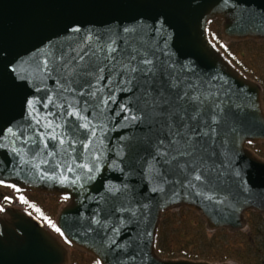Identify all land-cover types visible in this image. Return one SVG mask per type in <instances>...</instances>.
Returning a JSON list of instances; mask_svg holds the SVG:
<instances>
[{
	"label": "water",
	"instance_id": "water-1",
	"mask_svg": "<svg viewBox=\"0 0 264 264\" xmlns=\"http://www.w3.org/2000/svg\"><path fill=\"white\" fill-rule=\"evenodd\" d=\"M216 22L226 45L264 44V0H0V111L24 128L31 119L21 106L24 95L53 101L48 108L43 107L46 100L36 105L43 136L36 138L38 149L31 145V129L26 132L29 146L15 145L20 155L10 151L13 145L0 149V187L66 201L55 221L63 236L24 208L1 211L0 264H72L71 250L101 264H233L158 254L168 212L190 211L209 232L231 234L248 229V213L264 218V158L252 149L264 145V91L214 42L211 26ZM88 35L92 50L115 41L118 58L127 60L131 53L136 62L147 56L165 65V76L170 72L182 93L198 98L187 104L189 112L198 107L201 123L215 117V131L195 156L182 155L180 142L168 150L171 164L161 163L155 148L163 135L160 125L122 119L139 115L140 94L117 86L121 65L111 71L106 67L103 80L91 77L92 88L74 83V91H64L67 85L59 75L37 71L45 58L51 63L53 54L58 57L59 49L79 53ZM106 55L97 51L94 59L111 66ZM18 65L28 75L23 89L15 87L22 83H13L15 74L9 76ZM81 91L86 94L80 96ZM91 91L95 97L87 95ZM125 105L130 111H122ZM72 110L86 117L75 122L89 123L95 137L85 130L72 135L74 118L58 115ZM54 134L58 139L49 138ZM73 140L75 147H70ZM81 164L98 165L100 171L88 173ZM88 175L95 178L88 180Z\"/></svg>",
	"mask_w": 264,
	"mask_h": 264
},
{
	"label": "snow or ice",
	"instance_id": "snow-or-ice-1",
	"mask_svg": "<svg viewBox=\"0 0 264 264\" xmlns=\"http://www.w3.org/2000/svg\"><path fill=\"white\" fill-rule=\"evenodd\" d=\"M164 23H167L165 18ZM163 27V25H162ZM72 31L79 33L81 29L79 27H73ZM125 33L129 32V29H123ZM100 38L98 37V40ZM91 35H88L84 38L85 47L80 50L79 53H76L74 56L72 53L75 52V49H71L70 52L65 53L63 49L57 50L59 56L57 57L53 54L51 63L48 58H45L42 61V66L37 65V71L42 72L45 76L59 75L61 79L64 80V83L67 87L64 88V91H74L72 85L76 82L81 83V87L87 85L88 88H92L91 77H95L97 80L105 79L104 76L100 75L104 73L105 68L108 67L109 70L115 69L116 65H121V70L116 72V75L120 77V80L117 81V86L120 87L121 91L127 90L139 93L137 97V111L139 115L132 114L130 116H123L122 119L131 122H143L151 121L152 125L159 124L160 130L163 135L159 137L155 143V148L157 149L156 158L163 164H171V160L168 159V150L175 147L177 143L182 142L185 145V151L181 153L182 155H192L195 156L197 151L203 147V141L210 138L211 133L215 131L213 125L216 123L215 117L213 116L211 120H205L201 123L202 113L199 108H193L192 113L189 112V107L187 104L189 102H194L198 98L192 97L190 93L180 91V84L178 80L172 77V74L169 72L165 76L166 66L156 65L154 60L149 59L147 56H142V58L137 61L136 55L131 53L128 54L127 60L121 56L118 58L115 53L118 51L113 45L116 43L112 41L111 44L107 46L101 45L97 50H92L91 45ZM97 51H106L107 55L104 57L105 60H110L112 62L111 66L104 65L101 66L100 63H97L96 57ZM4 52L3 49H0V54ZM9 64L13 63L12 60L8 61ZM23 61H21V64ZM71 64V66H70ZM7 67V65H5ZM126 69L127 74L125 75ZM23 69L18 65L11 69L9 76L15 74L13 83L15 84V79L22 81L20 84H15V87L18 89H23L25 84L23 81L28 80L27 74H21ZM39 90V89H38ZM85 91L79 93L80 96H84ZM87 95L91 97L96 96L95 91L87 92ZM111 97V93H109ZM46 100V103H43L44 108H48L51 104V97H42L39 101L30 99L28 95H24L21 100L22 108H26L28 112V117L31 118L26 125V127L21 128L18 125L14 126L15 117L5 120L4 114L0 111V149L5 151L9 150V145H13L10 148V151L14 155H20V150L15 146L19 141L25 146H29L30 141L26 136V132L31 129L34 135L31 138V145L35 148H39V143L37 137L43 139L38 128L41 125L42 121L39 117V113L36 110L37 103H41ZM139 101H143V106L140 105ZM87 100L84 101L87 104ZM108 101L106 100L105 103ZM58 107L63 108L64 105H58ZM71 107V105L69 106ZM87 109H85L86 111ZM123 112H128L130 109L125 105L122 106ZM57 115V114H54ZM58 115H66L70 118H74V121L69 129L72 132V135L75 136L76 132L80 130H85L90 132L93 137L96 136V130L93 127H90V124L85 123H76L77 120H86V117L81 116L79 111L72 110L67 112L58 113ZM34 120V124L32 121ZM44 123L47 128L53 129L54 126L51 121L45 119ZM55 127H60L56 125ZM75 129V131H72ZM52 140L58 139L57 135H52L49 137ZM4 140L8 141V144L3 143ZM167 141V145H165ZM60 145L64 144V139L59 138ZM48 145L45 144V148ZM70 147H75V141L70 142ZM84 147H89L88 144H84ZM161 149H163L161 151ZM50 155V153H49ZM99 159V157H97ZM175 159V157H173ZM2 163V162H0ZM59 167V165H57ZM80 168L86 169L88 173H92L94 170L96 172L100 171L99 166L97 165L95 169L90 168L87 164L79 165ZM69 172L72 171L71 167L67 169ZM194 170V169H193ZM95 177L93 175H88L87 179L92 180ZM64 180L67 177H63ZM79 179V177H77ZM201 175H196L195 180L201 181ZM63 182V180H62ZM3 183V181H0ZM75 183V181H73ZM11 187V185H9ZM23 201V197L20 198ZM67 199V197H66ZM26 203V201H24ZM3 211V209H0ZM56 232L60 235L64 233L53 225ZM115 243V242H113ZM96 264H101V261H96Z\"/></svg>",
	"mask_w": 264,
	"mask_h": 264
},
{
	"label": "trees",
	"instance_id": "trees-1",
	"mask_svg": "<svg viewBox=\"0 0 264 264\" xmlns=\"http://www.w3.org/2000/svg\"><path fill=\"white\" fill-rule=\"evenodd\" d=\"M215 39L236 66L257 81L264 90V70L247 64L243 56L234 49V46L238 45H224L219 35ZM250 44L256 47L264 61V45H253V43L244 45L249 46ZM34 196H38L42 204L33 202L31 194L23 196L22 204L46 224L53 223L63 201L36 194ZM52 199L54 201H51ZM247 217L249 229L246 232L230 234L227 231H217L210 233L206 230L205 224L192 212L187 210L168 212L164 214L162 220L158 238V254L167 259L185 258L213 263L235 261L238 264H264V219L261 215L254 213H249ZM73 253L83 255L75 251ZM86 257L89 262L85 264H96L93 259Z\"/></svg>",
	"mask_w": 264,
	"mask_h": 264
},
{
	"label": "rangeland",
	"instance_id": "rangeland-1",
	"mask_svg": "<svg viewBox=\"0 0 264 264\" xmlns=\"http://www.w3.org/2000/svg\"><path fill=\"white\" fill-rule=\"evenodd\" d=\"M220 27H221V23L220 22H216L212 25L211 29H212V35H213V38H214V41H216V43H218L217 39H215L217 37V35H219L220 37ZM216 34V35H215ZM247 43H253V45H264V44H256L254 42H246V43H231V44H228V45H238V46H234V49L236 51H238V53H240L244 60L247 62V64H250V65H253L255 66L256 68H258L259 70H264V61L262 60V57L259 55V52L256 50V47H253L251 44L249 46H245L244 44H247ZM219 45V43H218ZM257 147H262V148H257ZM258 155L262 156L263 154V158H264V145H261V146H256V147H253L252 148ZM22 196L18 195L17 193H15V191H11V190H7V189H0V200H2L3 202V205H11V206H21V203H22V200L20 199ZM31 200L33 202H39L40 204H42V201H40L41 199L38 197V196H34L31 197ZM51 201H54V199H52ZM50 201V202H51ZM57 201V200H56ZM45 203V202H43ZM57 203H59L57 201ZM64 204L62 203L60 208L58 209L57 211V214L59 212V210L61 209V207L63 206ZM180 211V210H179ZM179 211H172V212H179ZM254 213V212H252ZM56 214V216H57ZM194 214V213H193ZM254 214H258V213H254ZM261 215V214H259ZM262 216V215H261ZM198 217V216H197ZM263 217V216H262ZM56 219V217H55ZM200 219V218H199ZM264 219V218H263ZM201 220V219H200ZM202 221V220H201ZM203 222V221H202ZM204 223V222H203ZM51 224H54L51 223ZM205 224V223H204ZM206 228V227H205ZM248 229H249V225H248ZM247 229V230H248ZM207 230V229H206ZM246 230V231H247ZM208 231V230H207ZM221 231H225V230H221ZM245 231V232H246ZM209 232V231H208ZM217 232V231H215ZM228 232V231H227ZM210 233H214V232H210ZM229 233V232H228ZM241 233V232H239ZM231 234V233H230ZM237 234V233H235ZM77 252V251H75ZM77 253H80V252H77ZM82 254V253H80ZM87 255L83 254V255H77L72 252V259H73V264H85V263H88L89 262V259L86 257ZM89 258H91L90 256H88ZM92 259V258H91ZM200 261V260H198ZM209 262V261H207ZM210 263H213V262H210ZM224 263H233V264H238L237 262L235 261H227V262H224Z\"/></svg>",
	"mask_w": 264,
	"mask_h": 264
},
{
	"label": "flooded vegetation",
	"instance_id": "flooded-vegetation-1",
	"mask_svg": "<svg viewBox=\"0 0 264 264\" xmlns=\"http://www.w3.org/2000/svg\"><path fill=\"white\" fill-rule=\"evenodd\" d=\"M28 195H30V194H23V196H28ZM31 195H34V194H31ZM3 206H6L7 207V205H3L2 200H0V207H3ZM8 206H11V205H8ZM52 231H55V229L53 228Z\"/></svg>",
	"mask_w": 264,
	"mask_h": 264
}]
</instances>
